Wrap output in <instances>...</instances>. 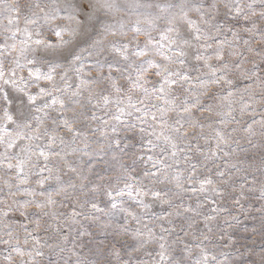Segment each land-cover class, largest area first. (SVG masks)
Masks as SVG:
<instances>
[{"label":"snow or ice","instance_id":"snow-or-ice-1","mask_svg":"<svg viewBox=\"0 0 264 264\" xmlns=\"http://www.w3.org/2000/svg\"><path fill=\"white\" fill-rule=\"evenodd\" d=\"M221 14L227 18L223 23L217 22ZM241 19L251 25L244 28L251 34L249 39L225 27L229 20ZM256 20L264 21V0H0V170L12 174L4 181L11 203L0 199V218L12 212L26 219L35 217L37 229L44 217L58 221L54 230L64 233V244L72 237L71 248L60 247L61 253H69L65 264H91L76 250L87 247L85 238L92 236L80 218L99 221L103 214L111 221L117 213L140 225L131 230L137 243L134 251L156 246L154 255L149 253L150 261L139 264H221L205 247L207 236L199 242L177 236L173 243H183L180 259L169 240L175 233L174 217H183L187 228L181 225V231L194 240L197 218L202 216L211 231L208 222L215 217L202 209L205 202L214 205L215 197L223 196L217 180H223L229 166L225 162V168L218 167L214 175L211 170L201 172L196 154L204 161L218 159L220 152L231 155L225 148L230 147L236 129L230 132L228 126L238 123L232 76L240 72L247 80L264 84L256 63L244 67L248 62L244 51L255 52L264 63V48L249 46L257 36L264 43V25L257 27ZM250 90L251 85L244 92ZM240 103L241 113L255 112L243 96ZM212 114L219 127L212 128L210 137L204 136V121L211 120ZM257 123L264 128V114L260 121L253 118L244 131L254 135ZM122 130L140 134L142 151L133 154L131 163L122 159L130 147L121 146ZM197 136L206 143L214 141V146L208 143L205 149L194 144ZM109 154L111 161H106ZM100 162L107 165L105 172L114 174L107 179L98 176L97 183L85 173L95 172ZM260 171L264 174V168ZM33 178L36 187H31ZM168 184L175 191L156 187ZM77 192L85 198L76 196L67 205L70 212L54 210V196L73 201ZM186 193L204 199L198 198L193 207L184 203ZM101 196L107 198L106 207L100 205ZM128 201L131 204L126 206ZM157 201L162 206L159 213L152 211ZM145 217L155 227L145 223ZM120 230L130 231L126 226ZM25 231L40 244L26 226ZM6 235L9 240L2 242L10 244L14 239L10 228ZM11 250L25 255L18 244ZM27 255L26 264H31L42 253L36 247ZM111 255L115 264H133L131 256L125 261L114 249ZM5 259L11 261V255Z\"/></svg>","mask_w":264,"mask_h":264},{"label":"rangeland","instance_id":"rangeland-1","mask_svg":"<svg viewBox=\"0 0 264 264\" xmlns=\"http://www.w3.org/2000/svg\"><path fill=\"white\" fill-rule=\"evenodd\" d=\"M9 2L23 3L24 0H9ZM227 19L222 14L218 18L219 23H223ZM255 19V18H253ZM22 21V17H21ZM6 24L7 21L5 20ZM257 27L264 25V21L256 20ZM21 26H23L21 22ZM231 26L233 30L240 32L243 39H249L250 33L244 31L245 27H250V24H245L241 19L238 23L235 20H229L228 24L225 25L227 28ZM227 38L231 39V32L226 33ZM224 36H221L223 39ZM143 41V37H140ZM250 47L256 48L257 50L264 48V43L259 41V36L252 40ZM245 46L243 41L240 42V50L244 51ZM230 49H225L227 53ZM245 57L248 58V62L244 65L245 68L252 67L253 63L258 65L256 71L261 77H264V72L260 71V68L264 67V63L261 62V57L255 52L249 53L244 51ZM235 59V57H232ZM216 63L215 60L211 61ZM196 62L193 61V64ZM206 71V70H204ZM193 76L198 75V73L193 72ZM235 92L233 107L235 109L236 121L228 126V131L231 132L232 129H236L235 132H231L232 140L229 142L230 147L225 148V151L231 152L229 157H224L223 152L218 154L219 158L214 161H204L203 157L199 153L196 154L200 160V171L207 172L211 170L214 175L216 169L219 167L221 169L225 168V162L229 166V170L223 180H217L219 186L224 190L223 196L215 197L216 203L214 205L205 202V206L202 211L204 213H209L215 217L212 221L208 222V228L205 227V222L203 217L197 218L196 225V239L191 235L185 236L184 232L181 231V225L187 228V222L184 221L183 217L173 218V227L175 228L174 235L170 238L169 244L171 245V250L177 259L182 256L183 243H173L176 237L179 236L185 242H199L203 239V236H207L208 240L205 241V247L214 255H216L217 260L221 264H264V197L261 196V188L264 187V174L261 173L260 169L264 168V128L261 127L259 123L253 125L254 135H250L245 132L244 129L247 128L249 124L252 123L253 118L257 121L261 120L262 114H264V84H261L258 80L252 81L247 80L240 72H236L232 76ZM251 85L250 92H244V89ZM241 96H243L244 101L251 103L252 107L255 108V112L241 113ZM252 96L253 100L249 97ZM100 115L101 113H97ZM197 116H209L208 113H196ZM205 128L203 130L204 136L212 135V128L219 127L215 123V115L212 114L211 120L204 121ZM211 124L212 127L208 125ZM193 131V130H189ZM197 134L200 133V129L194 130ZM119 138L122 140V147L124 144L130 145L128 150V155L123 156L122 159L125 163H131V158L133 154H141V148L139 146L140 134L138 130L135 133L128 131H120ZM251 141V142H250ZM194 144H199L203 148L208 147V143L214 146V141H209L206 143L205 139L199 138L192 141ZM255 145V147H253ZM93 148H98V144H93ZM232 149H235L233 152ZM106 161H111V154L105 157ZM207 168H204V165ZM231 165H236V168H231ZM107 165L104 162H100L95 167V172L85 173L90 177L93 182H100L98 176H104L107 179L109 176L113 175L112 172H105L104 169ZM183 167V165H181ZM239 169V170H237ZM11 173H5L4 170H0V199L5 200L7 203H11V198L7 196L8 189L4 184V181L11 179ZM66 179V177H65ZM35 178L31 187H36ZM15 183V181H12ZM54 181H49V184L54 185ZM87 183V181H85ZM243 185V188H241ZM157 188H162L165 190L171 189L175 191L174 185H156ZM48 188V184L45 185ZM171 195V193H170ZM76 196H79L81 201L84 200V196L80 195L78 192L74 194L73 201L64 200L62 196H54L57 201L55 206V211L57 213H67L71 211L70 207L67 205L74 202ZM43 199L42 197H38ZM203 200L202 195H192L186 193L183 196L185 204H191L193 207L196 206L197 199ZM106 197L101 196L99 198L101 207H106L105 201ZM175 203H179L178 198L173 197ZM239 200V203L236 201ZM61 201L63 205L61 206ZM131 202L128 201L126 206L130 205ZM132 210L139 213L140 209L135 205H131ZM161 204L157 201L153 204L152 211L159 213L161 211ZM163 207H167L164 205ZM212 207H217L220 209L217 213H211L210 209ZM29 211H37L35 208L29 209ZM100 215L99 221L83 220L80 218V224L87 228L92 236L85 238V243L87 247L80 248L77 246L76 250L80 253L81 259H86L91 262V264H104L105 260H112L115 264V258L111 255V251L114 249L120 253L123 260L127 261L129 256H131L133 264H139V261L149 262L151 257L149 253L154 255L155 245H147L144 249L140 251H134L137 247L135 238L131 235V230L140 227L137 225L131 217H125L123 213H117L111 221L108 220L103 214ZM127 219V223H126ZM35 217L24 218L21 217L18 212L9 213L7 218H0V264H26L30 260L27 252L33 248L39 247L41 251V256H35L31 260V264H65V261L69 258V253L67 251L61 253L60 247L71 248L72 237L69 238L67 244H64L62 240L63 232H56L55 225L58 221L52 220L50 217H44L41 220V227L36 228L33 222ZM150 226L155 227L154 224L147 217L144 220ZM53 227H49V225ZM80 224L74 225L76 229L80 228ZM107 224V227H105ZM25 226L28 231H31L33 236L37 237L40 244L37 245L31 236L27 235L25 231ZM121 226H126L130 229L129 232L125 233L121 231ZM167 226V225H166ZM12 230L13 237L10 244H4L3 240H9L6 232ZM156 231L159 232V228L156 227ZM192 231V230H189ZM201 233L203 235H201ZM74 235V234H73ZM27 238V243L25 239ZM18 244L21 249L25 251L24 256H20L11 250V245ZM194 252H199V249H194ZM226 254V255H222ZM11 255V261L5 259ZM75 260V257H72Z\"/></svg>","mask_w":264,"mask_h":264}]
</instances>
